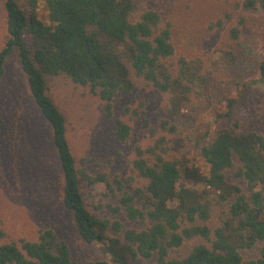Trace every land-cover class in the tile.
<instances>
[{"label":"trees","instance_id":"obj_1","mask_svg":"<svg viewBox=\"0 0 264 264\" xmlns=\"http://www.w3.org/2000/svg\"><path fill=\"white\" fill-rule=\"evenodd\" d=\"M134 1L23 0L27 14L15 0L3 3L6 41L0 50V79L5 58L15 49L27 92L49 129L61 178V205L69 212L78 238L85 244L99 245L108 258L87 264H131L150 258L156 264H264V137L260 134L241 131L233 123L207 141L203 139L206 142L198 148L206 169L202 174L168 158L163 137L144 149L136 147L130 169L144 184L129 193L116 179L111 189L103 177L93 180L74 168L63 118L46 92L47 79L63 75L88 88L110 116L113 96L133 88L130 70L135 78L167 95L168 120L157 125L165 134L175 133L170 118L178 117L202 86L200 61L174 59L169 24H162L149 8L135 13ZM39 2L46 10L47 23L34 14ZM254 6L253 0H244L240 7L248 11ZM259 6L264 8V0ZM225 17L215 25L221 28V21L229 19ZM228 36L236 40V29H229ZM259 70L264 72V56ZM231 107L232 102L227 101L226 111L216 119L227 118ZM123 113L136 114L127 109ZM129 133L122 121L114 122L117 142H125ZM228 171L244 183L245 192L226 181ZM81 181L103 182L109 195L117 191V207L109 211L121 212L127 222L145 220L146 227L124 230L120 239L109 236V231L118 233L120 225L86 210L79 190ZM188 183H199L203 189L192 190ZM215 205L224 207L219 212V225L210 230L206 222ZM193 238L208 246L195 245L184 257L168 259V253ZM248 252L253 254L244 258ZM0 264H70V258L65 245L56 242L52 231L44 230L34 242L0 244Z\"/></svg>","mask_w":264,"mask_h":264},{"label":"rangeland","instance_id":"obj_2","mask_svg":"<svg viewBox=\"0 0 264 264\" xmlns=\"http://www.w3.org/2000/svg\"><path fill=\"white\" fill-rule=\"evenodd\" d=\"M15 1L27 14L23 0ZM243 1H134L135 13L149 8L159 15L162 24H169L174 59L182 57L201 63V88L178 117L170 118L176 129L174 134L162 133L157 127L160 120H168L167 95L135 78L130 70L133 88L127 94L113 96L110 116L104 111V103L88 88L73 84L63 75L46 80L47 95L63 118L65 139L78 173L93 180L101 176L111 189L116 179L122 190L129 193L144 184L130 169L134 149L151 146L159 137L165 140L168 158L201 174L206 169L198 148L219 130L234 123L241 131L264 137V72L259 70L264 56V8L259 6L263 0H253L255 6L248 11L241 9ZM4 2L0 0V50L6 41ZM34 14L47 23L42 2L37 3ZM224 14L229 19L221 21L219 28L215 22L226 19ZM231 28L237 31L234 41L228 36ZM23 40L28 43L29 38L24 35ZM227 101L232 102L229 116L216 119L226 111ZM124 109L136 114L130 116L123 113ZM116 120L130 129L125 142H117L113 137ZM232 173H226V181L245 192L244 183L235 180ZM187 187L198 192L203 189L199 183H188ZM79 190L90 214L120 225V231H109V236L120 239L124 230L146 227L145 220L127 222L121 212L109 211L117 207L118 193L113 190L109 195L105 183L81 181ZM60 197L61 178L49 129L27 92L13 49L5 58L0 79V244L34 242L39 232L50 230L56 242L67 248L70 264L108 261L99 245L85 244L78 238ZM223 207H212L206 222L210 230L219 225ZM195 245L208 246L198 238L186 240L179 249L168 253V259L184 257ZM252 254L248 252L243 257ZM131 264L156 263L150 258L136 259Z\"/></svg>","mask_w":264,"mask_h":264}]
</instances>
